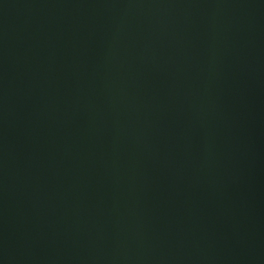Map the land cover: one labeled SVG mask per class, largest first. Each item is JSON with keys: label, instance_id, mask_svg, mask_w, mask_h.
<instances>
[{"label": "water", "instance_id": "1", "mask_svg": "<svg viewBox=\"0 0 264 264\" xmlns=\"http://www.w3.org/2000/svg\"><path fill=\"white\" fill-rule=\"evenodd\" d=\"M0 264H264V0H0Z\"/></svg>", "mask_w": 264, "mask_h": 264}]
</instances>
